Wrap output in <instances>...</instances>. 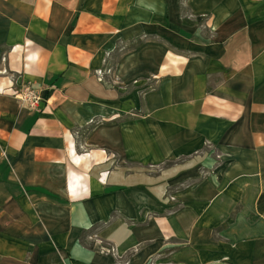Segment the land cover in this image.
<instances>
[{"label":"crops","instance_id":"1","mask_svg":"<svg viewBox=\"0 0 264 264\" xmlns=\"http://www.w3.org/2000/svg\"><path fill=\"white\" fill-rule=\"evenodd\" d=\"M0 264H264V0H0Z\"/></svg>","mask_w":264,"mask_h":264},{"label":"rangeland","instance_id":"2","mask_svg":"<svg viewBox=\"0 0 264 264\" xmlns=\"http://www.w3.org/2000/svg\"><path fill=\"white\" fill-rule=\"evenodd\" d=\"M210 154H211L213 157H217V156H218V152H217V151H215L214 149H210V148H208V147L204 148V149L200 152V156H201L202 158H206L207 156H210ZM116 160H117V159H116ZM189 160H190V161H189ZM189 160H183V161H180V164H181V163L188 164L189 162L192 161V159H189ZM186 162H187V163H186ZM117 164H124L125 166H128V164H127L126 162L122 161V160H118V161H117ZM173 165H174V164L169 163V164H165V165L158 166V167H157V166H150V167H148V168H145V170L149 171V173H150L151 175H154V176H155V175H159V174L162 172V170H165V169L171 168ZM200 166H201V163H200ZM201 167H202V166H201ZM192 169H193V168H187V169H186V172H185V178L187 179V182L184 183V184H182V183L177 184V185H179V186H173V187L171 188L170 194H175V191L180 190L181 188H183V189H184V188H188L189 185H190L191 183H193L194 181H196V180L198 179V176H197L198 173L194 174V173L192 172ZM210 174H211V173H209L208 171H205L203 168H201V170H200V176H199V177H201V179H204V178H207L208 176H210ZM180 179H181V178H180ZM168 198H169L170 200H172V201L175 199L173 195H168Z\"/></svg>","mask_w":264,"mask_h":264},{"label":"built area","instance_id":"3","mask_svg":"<svg viewBox=\"0 0 264 264\" xmlns=\"http://www.w3.org/2000/svg\"><path fill=\"white\" fill-rule=\"evenodd\" d=\"M13 95L18 101L27 105L32 111H39L43 100L41 90L35 89L30 84H25L18 89H14Z\"/></svg>","mask_w":264,"mask_h":264}]
</instances>
